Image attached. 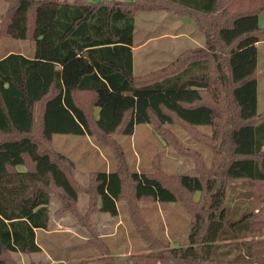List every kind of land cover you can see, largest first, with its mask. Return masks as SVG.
Wrapping results in <instances>:
<instances>
[{
	"label": "trees",
	"instance_id": "trees-1",
	"mask_svg": "<svg viewBox=\"0 0 264 264\" xmlns=\"http://www.w3.org/2000/svg\"><path fill=\"white\" fill-rule=\"evenodd\" d=\"M6 1L0 37L31 40L35 49L32 56L10 52L0 57V264H13L14 252L40 251L35 231L48 226L52 190L60 193L64 208L76 211L81 188L65 170L64 157H54L42 148L43 142L49 143L54 134L91 135L94 128L105 136L132 135L138 124L155 123L161 130L175 122L192 128L209 126L220 141L211 144L218 166L213 177L176 178L183 191L200 192L203 201L185 204L191 217L189 245L171 247L168 259L176 264H264V239L251 243L235 259L221 260L223 253L217 252L227 229L251 230L252 213L230 218L224 204L227 183L243 180L255 188L264 183V110L257 111L256 76V43L264 37V28L257 27L256 14L247 11L252 4L248 0ZM157 10L190 16L205 44L138 77L133 71L134 16ZM257 11H264V0ZM80 93L90 94L87 107L79 104ZM92 107L98 110L95 117ZM93 180L90 211L116 216L118 202L124 199L145 236L149 232L138 202L181 200L177 190L143 172L98 171ZM152 258L139 256L136 264H150Z\"/></svg>",
	"mask_w": 264,
	"mask_h": 264
},
{
	"label": "rangeland",
	"instance_id": "rangeland-1",
	"mask_svg": "<svg viewBox=\"0 0 264 264\" xmlns=\"http://www.w3.org/2000/svg\"><path fill=\"white\" fill-rule=\"evenodd\" d=\"M248 1L252 6L247 11L255 13L257 27L264 28V11H257L260 0ZM8 4V1L0 0V24L1 15ZM163 15L175 19L174 15L165 11L138 12L134 42L137 43L144 37L146 28L144 31L141 24L147 17L152 20L158 18L162 22ZM256 45L257 111L261 112L264 110V37ZM157 46L160 45H142L134 50L135 76L148 75L167 66L169 60L174 59V55H170L168 58L171 59L167 60L153 57V48H158ZM195 46L197 45H178L177 54ZM34 49L35 44L31 40L0 37V57L10 52L32 56ZM77 99L83 107L92 102L87 93H80ZM97 113V108L92 107L94 117ZM212 131L209 126L192 128L179 122L165 124L160 130L155 123H147L136 125L132 135L117 132L105 136L94 128L91 135L54 134L49 143H40L54 157H64L66 161L63 166L81 188V192L78 193L76 211L72 212L64 208L65 203L60 193L51 191L48 226L35 231L40 251L14 252L10 254L13 264H50L58 261L64 264H136L140 262L139 256L153 257L150 264H176L168 259L169 249L175 245L180 249L189 245L191 217L185 204L189 200L194 205L203 201L200 192L192 194L183 191L176 178L184 174L213 177L218 166L211 144L219 143L220 139H216ZM17 169L24 170L25 167L18 166ZM115 169L156 175L180 195L181 200L177 202H138L139 214L149 232L146 236L134 223L128 202L124 199L118 202L116 216L97 209L90 211V190L93 189L94 174ZM254 188L252 183L243 180L228 182L226 185L224 204L230 218L238 219L244 211L253 216L248 220L250 231L236 233L227 229V234L223 236L225 239L218 241L217 252L223 253L221 260L244 255L251 243L264 239V183H258L255 190ZM126 190V194L130 195L129 185ZM251 190L255 191V195L251 194ZM94 208H97L96 204Z\"/></svg>",
	"mask_w": 264,
	"mask_h": 264
},
{
	"label": "crops",
	"instance_id": "crops-1",
	"mask_svg": "<svg viewBox=\"0 0 264 264\" xmlns=\"http://www.w3.org/2000/svg\"><path fill=\"white\" fill-rule=\"evenodd\" d=\"M159 11L168 12L166 10H157L150 12H159ZM136 14L134 16V24H135L134 31L136 30V26H137ZM166 16L168 15H163L164 20L162 22H160L161 20L158 18L156 20L154 19L152 20L149 19L148 17L147 20H144V22H142L141 24L142 28L144 31L146 28V32L144 33V37H142V39L139 42L136 43L134 42L133 39V45H136V46H132L133 62H134V50L139 49V47L142 45H160L157 46L158 48H153L154 49L153 57H157V59L162 58L167 60V59H171L168 58L170 55H174L173 57L175 58L179 54V53L177 54L176 51L178 45L202 46L205 44V39L203 35H201V33H198L199 31L196 25L194 24V22L191 20L190 16L186 15V16L178 17L174 15L175 19ZM150 27H152L151 30ZM172 60L169 61L171 62ZM173 247H177V246L175 245Z\"/></svg>",
	"mask_w": 264,
	"mask_h": 264
}]
</instances>
